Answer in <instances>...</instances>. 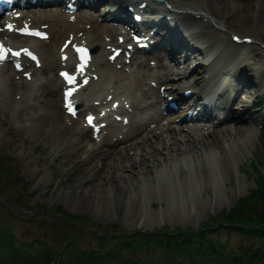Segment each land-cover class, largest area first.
Here are the masks:
<instances>
[{
    "label": "bare ground",
    "instance_id": "1",
    "mask_svg": "<svg viewBox=\"0 0 264 264\" xmlns=\"http://www.w3.org/2000/svg\"><path fill=\"white\" fill-rule=\"evenodd\" d=\"M98 1L103 5L95 11ZM120 1L125 5L144 1L155 10L154 16L141 18L142 22L137 23L132 15L138 10L129 13ZM62 2L34 0L29 4L22 2L23 6L17 3L4 22L13 26V30L0 24V41L7 47H2L4 52L8 48L19 49L22 55L30 53L42 59L36 65L33 58H25L26 61L13 66L5 53L6 57L0 61V109L8 108L24 122L23 127L41 133L57 152L56 157L64 153L60 164L71 165V171L76 172V189L66 183L72 187L71 192L101 201L109 199L105 193L110 188L112 200L117 199L133 187L130 174L146 178L153 171L160 172L169 161L195 164L203 154L213 156L214 166L225 177L232 174V158L226 148L241 145L244 133L250 135L252 127L246 119L256 111L255 108L250 113L249 108L256 103L254 97L262 84L253 76L257 73L260 79L264 76V0H167L169 5L153 0H78L75 6L79 9L72 13L66 11ZM87 2L90 6L85 5ZM111 2L116 4L113 9L106 7ZM104 16L131 24L136 36L141 31L144 36L151 30L154 34L157 31L159 40L155 45L152 43L150 58L138 55L137 45L132 42L136 46L133 58L129 57L133 67L122 72L123 65L118 64L126 60L121 51L127 48L129 32L105 21ZM246 22L254 23L253 28ZM28 25L42 26L46 39L24 36L15 30ZM218 31L228 34V38L222 45L225 50L214 54L212 50L221 46L216 38ZM185 32L187 35L183 36ZM83 33L90 39L78 36ZM234 36L246 40H235ZM95 45L99 50L89 54L87 68L60 56L69 55L74 46L79 56L78 48L90 49ZM156 47L161 49L156 52ZM205 47L213 55L206 56L202 51ZM242 48L245 51L241 56ZM89 49L82 48V52ZM114 51L118 52L112 59H121L112 65L108 55ZM167 55H171V66L162 63L163 58L168 59ZM151 60L157 69H150ZM76 67L80 71L69 72L65 77L59 74ZM24 71H29V78ZM93 72L96 78L93 83L79 84L83 76L91 78ZM218 73L228 75L219 85L211 78ZM71 77L79 87L68 81ZM155 82L164 86L163 93L169 99L160 92L159 85L156 91L153 89ZM66 83L68 86L62 88ZM69 88L75 89L71 97L61 93V89ZM185 90L193 91L183 95ZM202 91L203 97L207 95L206 104L199 106L194 96ZM167 101L175 103L176 108L165 105ZM73 102L79 106L70 113L68 109ZM217 102L221 110L214 114L211 109ZM101 110L102 114L92 118L95 126L100 127V134H95L94 125L88 126L87 116ZM82 112L87 116L83 114L80 118ZM115 113L127 115L126 122L110 120L111 116L116 117ZM101 118L107 122L100 124ZM66 148H71L70 152L66 153ZM132 149L133 155L129 154ZM154 188L168 192L163 180ZM112 208L116 210L115 202Z\"/></svg>",
    "mask_w": 264,
    "mask_h": 264
},
{
    "label": "rangeland",
    "instance_id": "2",
    "mask_svg": "<svg viewBox=\"0 0 264 264\" xmlns=\"http://www.w3.org/2000/svg\"><path fill=\"white\" fill-rule=\"evenodd\" d=\"M104 19L108 21L107 18L104 17ZM115 23L113 21L110 24L117 26ZM246 25L253 28L254 23L246 22ZM199 27L201 28V26ZM234 30L239 32L237 28ZM78 36L84 40L90 39L84 33ZM216 38L221 46H216L212 52L224 49L222 45L228 38V34L218 31ZM131 41L130 36L127 44L131 45ZM245 48L239 49L240 55L243 54ZM90 49H92L91 53L95 54L98 52L99 46L95 45ZM144 51H139L138 55L150 58L151 51L148 54ZM60 56L68 61L76 58L75 46L69 55L63 53ZM104 58L106 57L104 56ZM169 59L163 58L162 63L171 66L172 62ZM39 61L41 62L42 59L39 58ZM124 65L126 69L121 67L120 70L126 73L128 68L133 67V62H126ZM150 67H152L150 69L158 68L152 60ZM75 71L77 70L75 69ZM25 74L27 78L30 77L29 71ZM258 75L257 73L255 75L257 78L255 76L253 78L261 80L262 84L254 97L256 103L249 108L250 113L255 111V108L256 111L246 119L248 126L252 127V131L249 133L250 135L244 133V142L241 145H233V148L227 146L226 148L232 158V174L225 177L223 172L214 166L212 155L203 154L195 164L186 160L169 161L160 172L153 171L146 178L142 175L138 178L136 174H130L134 180L133 187L113 200L110 188L105 193L109 199H101V201L96 198H87L84 194L72 193V187L73 189L77 187L76 172L71 171V165L60 164L64 153L56 157L57 152L53 151L50 143H47L50 142L48 139H44L41 133L32 132L23 127L24 122L20 121L8 108L0 109V160L4 159L1 162L5 165L0 166V229L12 230L11 233L17 247L25 241L27 243L34 241V248H37L42 242H47L49 244L47 249L52 256L49 264H74V258L66 256L68 251L74 250L78 254L79 250L99 249L101 253L113 250L118 240L112 237L111 233L122 232L119 235H130L137 231L152 232L160 228L170 231L179 228L186 231L194 230L221 212L228 213L239 198L246 196L250 190L256 189L257 172L255 167L261 174H264V166L259 162L263 150L264 76L262 75L260 79ZM90 76L91 78L87 76L88 79L81 82L82 86L85 84L88 86L95 81L94 72L90 73ZM188 79L191 80L192 76H188ZM158 85L163 86L159 82H155L153 88L155 91L158 89ZM147 99L149 100V98ZM97 105L100 109L103 107ZM85 112L80 113L79 117L82 118ZM102 112L103 110L96 114ZM117 115L119 118L111 116L110 120L114 119L115 122L122 123L120 118H128L127 115L124 116L121 113ZM247 115L248 113L245 116L247 117ZM101 119L99 120L101 124L107 122L103 118ZM70 150L71 148H66L65 152L68 153ZM133 152L132 149L129 154L133 155ZM5 159L7 160L5 161ZM7 162L10 163L8 166L10 170L12 166L20 180L18 185H13L16 182L5 164ZM119 172L121 173L122 170ZM125 173H129V171L126 170ZM15 174L13 175L16 176ZM161 180L166 183L168 192L154 188L159 185ZM67 182H69L68 186L72 187L66 186ZM114 202L116 204L115 211L112 208ZM56 206L73 215L84 216L88 220L74 223L79 224L80 229L78 230L46 226L45 222H50V220L61 222L59 216L54 213L49 215L44 212V208ZM262 209L260 206L255 207V211L258 212H261ZM92 223L93 225H91ZM100 228L103 229L100 230ZM67 230L68 233H74L73 241L63 250L60 238L65 232L67 233ZM104 232L109 233L106 240L100 239V236L105 234ZM212 236L220 242H224L229 250H234L241 241L238 235L225 230L214 232ZM141 244L139 249L126 248L121 250L118 255L93 261L86 260L84 264H125L123 263L124 259L130 260V263L127 262L128 264H171V254H166L160 246L146 242L145 239H137V247ZM173 254V264H191L189 258L183 253L174 252ZM40 259L35 250H27L21 246L10 247L0 238V264H44ZM196 264L225 263L221 257H216L203 259Z\"/></svg>",
    "mask_w": 264,
    "mask_h": 264
},
{
    "label": "trees",
    "instance_id": "3",
    "mask_svg": "<svg viewBox=\"0 0 264 264\" xmlns=\"http://www.w3.org/2000/svg\"><path fill=\"white\" fill-rule=\"evenodd\" d=\"M262 136L263 150L260 154L261 161L259 162L264 166V125ZM6 160L7 159H5V161ZM1 161L3 162L4 159L0 160V166H3L4 163ZM5 164L7 167L10 166L9 162ZM8 169L10 170L9 167ZM255 169L257 172L256 189L250 190L246 196L239 198L234 207L228 213L223 214L221 212L210 221L200 224L194 230L186 231L179 228L170 231L165 228H160L152 232L137 231L130 235L113 234L112 237L117 238L118 240L117 245L113 250L105 251L103 253L99 252V249L87 251L79 250L78 254L73 250L68 251L66 256L69 255L70 258H74V264H84V261L86 260L93 261L94 259H104L118 255L121 250L126 248L139 249L142 244L137 247V239H145L146 242L160 246L166 254L169 253L172 257L174 252L183 253L189 258L191 264H196V262L200 263L203 259L207 260L216 257H221L225 264H264V174H261L257 167H255ZM10 172L16 182L13 185H18L20 180L15 174L16 172H14L12 166ZM256 206L262 207V211H255ZM44 210L45 214L52 215L54 213V215L59 216V219L61 220L59 223L52 220H50V222L42 220L45 222L46 226L63 227L65 229L76 228V230H78L80 229L79 224L74 223H77V221L88 220V218L84 216H77L63 211L57 206L54 208H44ZM12 216H14V214H12ZM91 225H93V223ZM100 229L102 230L103 228ZM68 230L67 233L65 232L63 237L60 238V240H62V248L64 247L63 250H65L68 244L73 241L72 236L74 233H68ZM222 230L235 233L241 238V241L234 250H229L224 242H220L216 237L212 236L214 232ZM70 237H72V239L68 241V238ZM108 237L109 233H105L100 236V239L106 240ZM0 238L7 245L17 247L14 245V236L11 233V229L1 228ZM34 246L35 243L31 241L29 243H23V248L35 250L36 254L41 258L40 260L43 261L44 264H49L52 257L47 249L49 244H47V242L40 243L39 247H37L39 250L34 248ZM172 257L171 264L174 263ZM127 262L130 263V260H123V263L128 264Z\"/></svg>",
    "mask_w": 264,
    "mask_h": 264
},
{
    "label": "snow or ice",
    "instance_id": "4",
    "mask_svg": "<svg viewBox=\"0 0 264 264\" xmlns=\"http://www.w3.org/2000/svg\"><path fill=\"white\" fill-rule=\"evenodd\" d=\"M9 27H11V26H9ZM16 55H19V53H16ZM29 55H30V53H29ZM5 57H4V53H3V50L2 49H0V60H2V59H4ZM70 94V93H69ZM91 117H89V121L91 122Z\"/></svg>",
    "mask_w": 264,
    "mask_h": 264
},
{
    "label": "water",
    "instance_id": "5",
    "mask_svg": "<svg viewBox=\"0 0 264 264\" xmlns=\"http://www.w3.org/2000/svg\"><path fill=\"white\" fill-rule=\"evenodd\" d=\"M159 1H161V0H159Z\"/></svg>",
    "mask_w": 264,
    "mask_h": 264
}]
</instances>
